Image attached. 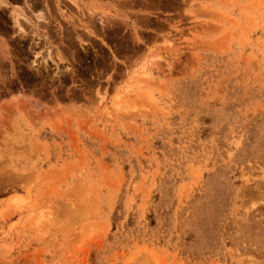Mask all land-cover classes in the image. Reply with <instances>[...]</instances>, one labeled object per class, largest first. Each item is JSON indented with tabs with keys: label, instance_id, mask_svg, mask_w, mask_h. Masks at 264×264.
<instances>
[{
	"label": "rangeland",
	"instance_id": "rangeland-1",
	"mask_svg": "<svg viewBox=\"0 0 264 264\" xmlns=\"http://www.w3.org/2000/svg\"><path fill=\"white\" fill-rule=\"evenodd\" d=\"M0 264H264V0H0Z\"/></svg>",
	"mask_w": 264,
	"mask_h": 264
},
{
	"label": "bare ground",
	"instance_id": "bare-ground-1",
	"mask_svg": "<svg viewBox=\"0 0 264 264\" xmlns=\"http://www.w3.org/2000/svg\"><path fill=\"white\" fill-rule=\"evenodd\" d=\"M92 30V29H91ZM103 102V101H102ZM102 104V103H101ZM21 199V198H20ZM12 203V205L14 206V205H16V204H18L20 201H19V198H15L13 201H11ZM21 204V203H20ZM19 204V205H20Z\"/></svg>",
	"mask_w": 264,
	"mask_h": 264
}]
</instances>
